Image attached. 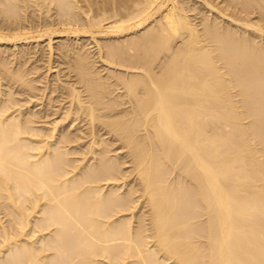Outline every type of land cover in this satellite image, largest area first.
Here are the masks:
<instances>
[{
    "label": "bare ground",
    "instance_id": "bare-ground-1",
    "mask_svg": "<svg viewBox=\"0 0 264 264\" xmlns=\"http://www.w3.org/2000/svg\"><path fill=\"white\" fill-rule=\"evenodd\" d=\"M93 1L0 0V264H264V0Z\"/></svg>",
    "mask_w": 264,
    "mask_h": 264
},
{
    "label": "rangeland",
    "instance_id": "rangeland-1",
    "mask_svg": "<svg viewBox=\"0 0 264 264\" xmlns=\"http://www.w3.org/2000/svg\"><path fill=\"white\" fill-rule=\"evenodd\" d=\"M82 1H83V0H82ZM90 1H91V6H93V3H95L93 0H86V1L84 0V2H82V3L80 2V4L82 5V7H84V6L86 7L87 3L90 2ZM100 1H101V0H97L98 3H99ZM86 2H87V3H86ZM83 4H84V6H83ZM94 5H95V4H94ZM85 7H84V8H85ZM94 7H95V6H94Z\"/></svg>",
    "mask_w": 264,
    "mask_h": 264
}]
</instances>
